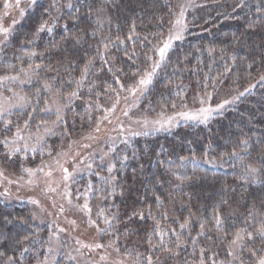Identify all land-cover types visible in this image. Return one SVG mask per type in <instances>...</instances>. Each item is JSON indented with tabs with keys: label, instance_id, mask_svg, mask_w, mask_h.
Segmentation results:
<instances>
[{
	"label": "trees",
	"instance_id": "1",
	"mask_svg": "<svg viewBox=\"0 0 264 264\" xmlns=\"http://www.w3.org/2000/svg\"><path fill=\"white\" fill-rule=\"evenodd\" d=\"M53 3L54 0L37 1L4 50L7 58L17 57L13 65L16 71L27 69L29 64L41 65L33 87L28 90V94L34 91L40 106L45 107L46 100L50 104L51 99H56V89L63 93L59 103L63 105L64 119L58 128L70 125L80 135L83 130V137L91 136L95 117L105 110L113 89L120 84L134 85L150 68L157 56L158 34L165 36L169 32V21H174L180 2L55 0V7ZM193 4L185 13L187 29L183 38L173 42L157 69L140 102L141 109L145 116L154 117L161 112L182 110L184 105L192 106L197 98L207 97L208 93L211 103L239 98L226 104L207 124H180L175 131L141 135L129 145L115 148L112 176L116 177V191L112 205L117 207L114 206L115 225L120 228L118 232L112 230V239L108 237L109 228L101 242L114 241L113 247L118 246L121 256L128 261L137 252L149 254V236L153 244H158L159 237L153 233L159 222L174 254L156 250L154 260L159 256L162 264H198L199 249L204 247L209 264L212 259L227 264L233 257L227 255V242L216 239L213 207L219 205L224 227L231 231L243 226L247 208L253 202L259 207L264 200V174L255 182L250 177L245 183L240 179L244 169L228 155L235 149L255 167L261 166L260 157L264 156V81L260 80L264 75V0H193ZM42 21H48L53 31L42 32L34 43H27ZM104 43L108 44L106 51ZM32 52L36 55L30 57ZM89 60L93 63L87 77L77 87ZM45 83L52 86V91L45 89ZM72 91L78 97L69 98L67 94ZM35 117L41 121L56 120L53 109L36 111ZM242 139L249 140L250 156L241 151ZM206 160L213 162L205 163ZM177 174L185 178L177 179ZM90 178L97 180L95 174ZM157 196L161 201L159 207ZM222 200L228 204H221ZM105 205V211H113L108 209L107 199ZM134 211H143L144 219L134 216L129 220ZM185 219L189 225L181 229ZM205 220L206 229H212L207 232L212 240L198 237L194 251L191 239L197 236L200 223ZM172 229L183 242L179 249ZM46 233L45 228L33 222L26 204L0 201V252L4 253L0 264H5L9 256L15 264H35L46 259ZM249 246L257 249L258 256L264 254L259 239ZM24 248L29 250L24 252ZM126 250H132V256L124 257ZM237 255L239 259L233 264H240V260L251 264L257 258L247 250L238 251Z\"/></svg>",
	"mask_w": 264,
	"mask_h": 264
},
{
	"label": "rangeland",
	"instance_id": "2",
	"mask_svg": "<svg viewBox=\"0 0 264 264\" xmlns=\"http://www.w3.org/2000/svg\"><path fill=\"white\" fill-rule=\"evenodd\" d=\"M179 2L180 6L184 7L185 13L195 6L193 0H179ZM2 4L3 0H0V12L3 11ZM180 6L178 7L177 13L180 10ZM21 7L25 8L27 13L31 8L29 7V0H22ZM10 11L11 15L4 17L0 22H2L3 26L9 27L12 25L13 19H15L14 32L24 17L21 18L16 9H11ZM167 35L168 33L164 37L166 38ZM12 36L13 33L10 37ZM0 39L3 38L0 37ZM5 44L6 42L0 43V76H11L19 73L20 80L26 82L21 84L19 80L15 82L6 81L3 86H0V93L3 96L12 97L11 102L14 104L24 105L23 107L13 108L11 115L6 117L13 121L11 131H5L4 122L0 120V140H3L5 136L11 139L15 133V125L20 124L23 127L24 121L29 120V117H31L29 120V130H26L24 135L28 136L31 134V139L29 140L30 148L28 151L25 152L22 149L20 152L11 156L6 155L8 149L0 143V171L3 172V176H0V201L9 205L26 204L30 210L33 222L37 226H41L47 230V257L35 264H42L45 260H47V264H114L115 261L123 257L117 256L112 248L106 250L97 249L95 251L81 248L80 252L76 251L80 248L77 240L83 243L91 244L99 242L105 245L111 241L101 242L103 233L97 232L96 226H89V214L82 211L77 205H83L87 198L92 209L91 218L97 220L100 228L106 227L103 219L97 218V212L103 209L105 215L111 220L112 227L108 237L112 239V230L118 232L120 228L119 225H115L117 215L114 212V206L115 208L117 207L116 205H112L113 195L116 191V180H111L110 177L113 172H108V167L115 165L116 162V157L112 149L120 145L127 146L133 139L145 135L144 133L171 132L175 131L180 124L202 122L185 121L177 117L174 126L163 129H160L158 125L154 129L151 124L148 128H144L142 124L136 123V121H143L145 118L149 121L160 118V115L154 117L145 116L140 106V102L150 86L149 84L143 92V95L137 92L135 97L128 91L122 90L120 85H118L116 91L111 92L107 100V106H104L105 110L95 117L96 125L93 131L89 133L92 134L91 136L87 135L83 137V130H81L82 134L80 135L70 125H62L61 128H58L59 122L64 119L63 114H61L62 119L57 120L56 118L54 120L55 123H53V120H47L49 123L44 124L41 120L36 119L35 112H43L45 107L40 106L34 91L28 94V90L33 87L36 76L32 74L29 79L23 73L16 71L13 65L17 57L15 59L14 56L12 59L7 58L8 55L4 50ZM158 46H160V43ZM157 60H159L158 52L154 61ZM154 61H152V64ZM152 64L147 71L152 70ZM141 77L131 86H136ZM127 87L125 86V89ZM8 88L13 89L18 96H26L27 101H19L18 97L13 96V92L7 90ZM116 92H119L120 102L116 106L115 112H108L107 110L111 108L116 100ZM125 97L128 98L127 101H125ZM204 99L207 101L204 106L210 105L213 108L226 100L221 99L216 103H211L208 97H204ZM225 106L214 112L212 117L220 113ZM49 107L55 110V106H52L51 103ZM61 107L63 111V105ZM200 107L201 104L198 100L192 106L166 113L165 115L171 116L180 111H194ZM125 109L128 111L127 116L123 114ZM105 116L108 119H104ZM37 126H39L38 132ZM97 126H99V131H96ZM46 128L48 131H45ZM133 132H139L141 134L133 135ZM37 136L42 137V140L38 142ZM31 146H35L37 150L35 152L31 151ZM89 164L91 165L90 168L88 167ZM61 165L68 168L69 172L72 173L68 181L63 180L64 173L61 171ZM25 168L34 170L43 168L44 172H37L36 177L33 178L34 183H29L30 178L23 171ZM49 171L52 173L51 177L44 174ZM94 174L97 178L96 181L90 178ZM49 186L55 188L56 191H49ZM65 186L67 187V196L65 195ZM106 199L109 201L108 209L113 210L112 212L105 211ZM33 200L38 201V203L34 204L32 202ZM69 200H71V203H69ZM61 206L64 209L63 212L60 211ZM113 214L116 215V219H112ZM72 221H75V224L71 223ZM60 229H63V231H60ZM118 235L115 237H118ZM49 249H52V251L50 252ZM101 255L107 256V260L100 261ZM70 256L75 257V259H71ZM256 259H253L251 264H254Z\"/></svg>",
	"mask_w": 264,
	"mask_h": 264
},
{
	"label": "snow or ice",
	"instance_id": "3",
	"mask_svg": "<svg viewBox=\"0 0 264 264\" xmlns=\"http://www.w3.org/2000/svg\"><path fill=\"white\" fill-rule=\"evenodd\" d=\"M36 0H29V7L32 5H35ZM22 0H3L2 8L3 11L0 12V21L8 15H11V9H16L19 12V16L22 18L24 17L26 13V9L21 7ZM69 7H72L71 4L68 5ZM53 7H55V0L53 3ZM260 11V9H258ZM175 19L174 21H169V23L172 25V27L169 29L168 35L165 38L163 33H159V38H160V46L155 47V51L158 52L159 55V60L154 61L152 64V70L151 71H146L144 75L139 79L138 84L136 86H128L127 89H125V86L123 84H120V88L122 90H126L129 93H131L134 97L136 96V93L139 92L141 95H143V92L146 90L147 86L152 82L153 76L155 75L157 69L160 68L161 63L165 60L167 53L169 50L172 48L173 42L177 40H181L183 38V33L187 29V23L185 22V9L183 6H180V10L178 13H175ZM16 24V20L13 19L12 25L9 27L3 26L2 22H0V37L3 39H0V43H5L9 40L10 36L13 33L14 26ZM134 25H133V30H134ZM47 31L48 33H51L53 31V26H49L48 21H42L35 32L32 34V38L27 41V43L32 44L39 38L40 33ZM131 39V37H128ZM119 40V37H117ZM21 43H24V41H21ZM103 43V42H102ZM103 47L105 51L108 49V44L104 43ZM36 53L32 52L29 54V56H35ZM43 55V53H41ZM151 59V57H149ZM93 61L89 60L87 64H85L84 68L82 69L81 72V77L80 81L77 82V87L80 86V84L83 82L84 79H86L87 74L89 72L90 66L92 65ZM41 68V65L36 64H29L27 69L21 68L19 70L20 73H23L26 77L29 79L31 78L32 74L38 73V70ZM23 84L26 81L20 80L19 73L17 75H5V76H0V86H3L6 81H18ZM261 81H264V75H261L260 77ZM117 83H120L119 80H117ZM44 87L48 91H52V86L48 83L44 84ZM111 87V86H109ZM9 92H13V96L18 97L19 101H27L26 96H18L17 93L13 91V89L8 88L7 89ZM39 91V90H38ZM115 92L116 90L113 89ZM245 91H248V89H245ZM244 93H240L239 95H243ZM53 95L56 97V99H51V105L55 106V115L57 120L62 119L61 117V111L62 107L59 103L60 99H63V93L60 91V89H56L53 93ZM208 99L211 98V94L208 93L206 94ZM69 98L73 97H78V93L76 91L69 92L67 94ZM239 97H233L232 100H225L221 104H218L215 108L209 106H204L207 101L204 98H197L199 99V103L201 104V107L194 110V111H180L178 113H175L174 115L171 116H166L163 112L160 113V118L156 120L149 121L147 118H145L143 121H136L138 124H142L144 128H148V126L151 124L154 129L155 126H159L160 129H163L165 127H171L174 126L176 123L177 117H180L181 119L185 121H199L202 123L207 124L209 120L212 118V115L214 112L217 110L221 109L224 107V105L229 104L234 102L236 99ZM125 101H127V97L124 98ZM12 97H5L3 96L2 93H0V120H3L4 122V129L5 131H11V127L13 126V121L11 119H7V116L11 115V110L15 107H23V104H14L11 102ZM120 102V97H119V92H116V100L109 108L107 111L108 112H115L116 106ZM67 105H64L66 107ZM99 107V105H97ZM172 107L175 108L176 105L172 104ZM184 107H187V105H184ZM35 111V109H33ZM43 111H51V108L49 107V101H45V108ZM123 114L125 116L128 115L127 109L124 110ZM31 117H29V120ZM104 119H108L107 116L104 117ZM29 120H25L23 123V127H21L20 124L15 125V133L9 139L7 136L4 137L3 140H0V143H2L5 148L8 149V152L6 155L11 156L14 155L17 152H20L22 149L26 152L29 150L30 145H29V140L31 139V134L28 136H25L24 133L26 130H29ZM110 122V121H109ZM44 124H48V121H42ZM55 123V121H53ZM39 131V126H37V132ZM45 131H48L46 128ZM96 131H99V126H97ZM133 135H140L141 133L139 132H133ZM146 134V133H144ZM42 140V137L37 136V141L39 142ZM21 142H23L21 144ZM242 148L241 151L246 152L249 156L251 153L248 151L249 148V140L248 139H242L240 141ZM87 147V145H86ZM37 149L35 146H31V151L35 152ZM112 151H115V149H112ZM50 154V153H49ZM230 157L236 159L239 161L241 167L244 169L245 174L240 177L245 183L249 182V178L251 177L252 182H255L259 178L261 174H264V156L260 157V167H255L251 163H247L245 161V156L241 155V152L236 151L235 149L228 154ZM124 159H127V157H124ZM182 160H187V157H182ZM195 160V157L192 158ZM205 163H212L213 161L206 160L204 161ZM57 163H59L57 161ZM61 171L64 173L63 175V180L68 181L70 177L72 176V173L69 172L68 168L63 167V165L60 166ZM88 167L90 168L91 165L89 164ZM115 168V165H110L108 167V172L112 173ZM24 172H26L29 176V183H34V179L36 177L37 172H44L43 168H38V169H31V168H25L23 169ZM46 176L51 177L52 173L51 171L45 172L44 173ZM0 176H3V172L0 171ZM185 177H181L179 174H177V179H184ZM111 180H115V176L110 177ZM91 187V186H89ZM49 191H56L55 188H52L49 186L48 188ZM65 195H68L67 192V187L65 186ZM157 201V207L160 206V197H156ZM34 204L38 203V201L33 200L32 201ZM69 203H71V200H69ZM221 204H228L227 200H222ZM78 208H80L82 211H85L87 214H89V219H88V224L89 226H96L97 232L107 234L108 229L112 227L111 220L107 215H105V212L103 209H100L97 212V218L98 219H103V223L105 224V228H100L97 220H93L91 218V212L92 209L90 207V204L87 200L85 199V202L83 205H77ZM60 211L63 212L64 209L61 206ZM148 215L151 216V208H149ZM134 216H139L141 219H144V213L143 211H134L132 213V216L129 217V220L132 219ZM166 218V214H165ZM112 219H116V215L113 214ZM71 223L75 224V221H72ZM208 221H204L200 223V231L197 233V236L191 239V243L194 246V251H195V246L198 243V237L200 236H206L207 239L212 240L211 236H207V232L212 231V229H206V224ZM212 223L215 228V232L218 234L216 239L220 241L221 243L227 242V255L233 257V261L239 259L237 252H242L244 250H247L249 254L253 257H257V259L254 261V264H264V255H259L258 256V251L255 247L249 246V244H255L256 240L259 239L260 243L264 245V200L260 201V206L258 207L255 202H253L248 208H247V213L244 216V223L243 226L234 228L233 230L229 231L224 227L225 224V219L222 216L220 212V207L219 205L214 206L212 209ZM189 225V220L185 219L182 224H180L181 229L187 228ZM251 229V230H250ZM60 231H63V229H60ZM126 232L128 231L127 229L125 230ZM173 234L176 236V249H179L182 246V241L180 239V235L175 233V230H171ZM154 235L159 237V242L158 244H153L152 236H149L148 239L146 240V243L148 245V252L149 254L144 255L142 253L137 252L135 257L131 259V261H128L127 259L121 258L117 261L114 262V264H162L160 261V257L156 256L155 260L153 258V254L155 253L156 250H159L164 253H169V254H174V249L169 247L167 242L165 241L164 237L166 235L165 231L160 228L159 222H157L156 227L154 229ZM230 237V238H229ZM24 239H27L25 237ZM118 239V237H116ZM77 244L80 245V248H78L76 251L80 252V249H88L89 251H95L97 249H103L106 250L108 248H112V250L117 254V256H121V250L118 246L113 247L114 241H109L107 245L103 243H83L80 240H77ZM29 249L24 248L23 251L27 252ZM51 252L52 249H49ZM260 251H264V248H261ZM205 252L206 249L204 247H200L199 249V260L198 264H209V261L205 258ZM82 254V253H81ZM178 254V253H175ZM4 253L0 252V256H3ZM124 257H129L132 256V250H126L123 253ZM71 259H75V257H71ZM107 256L101 255L100 256V261H106ZM233 261H228L227 264H233ZM5 264H15L14 258L9 256L7 260L5 261ZM42 264H47V260L42 262ZM211 264H225V261H219L212 259ZM240 264H244L243 260H240Z\"/></svg>",
	"mask_w": 264,
	"mask_h": 264
}]
</instances>
